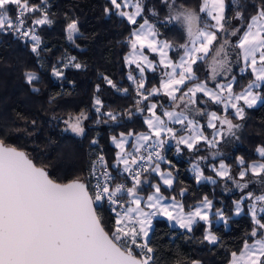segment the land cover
<instances>
[{"label":"snow or ice","instance_id":"snow-or-ice-1","mask_svg":"<svg viewBox=\"0 0 264 264\" xmlns=\"http://www.w3.org/2000/svg\"><path fill=\"white\" fill-rule=\"evenodd\" d=\"M109 2L115 15L136 25L130 29L127 44L131 54L125 60L128 65H135L138 72L139 78L131 72L128 75L135 85L136 95L141 97L137 104L149 100L150 96L163 95L173 102L174 109L180 110L165 109L158 114L157 103L138 109L149 113L144 120L147 131L121 133L119 139L113 136L112 143L119 150L115 163L110 167L104 155L98 154L85 176H77L68 182L53 178L46 167L40 166L25 151L7 146L0 139V264H153L154 248L149 237L156 217H164L170 224L189 233L203 222L206 226L204 240L210 244L218 243L217 235L211 230L212 200L205 196L198 205L185 211V205L177 195L162 193V187L173 188L174 177L171 171L161 170L160 162L171 163L161 153L169 141L175 143L177 153L181 146L199 152L197 145L201 142L216 148L226 137L236 136L235 130L240 127L229 117V109L236 118L243 120L246 108L264 103V91H258L264 88V0L254 4V12L247 17L243 10H237L234 17L226 16L229 7L226 0H201L197 9L185 7L177 0H161L167 8L164 22L179 25L186 33V41L179 44L161 38L156 24L144 16V0ZM237 7L240 6L237 4ZM47 9L48 0H40V3L0 0V34L12 33L19 39L31 40V51L39 55L41 37L36 34V27L53 23ZM149 11L152 16H159L155 9ZM105 13L113 14L107 7ZM138 18L142 19L141 23ZM232 19L239 24L232 26ZM29 21L31 24L25 27ZM66 31L67 39L74 43L80 33L78 22H69ZM145 49L159 59H150ZM172 52L176 53L175 57L170 55ZM233 54L235 62L242 65L240 74L252 77L246 85H239V91H234L237 87L235 76L226 84L216 83L215 88H210L207 79L201 80L196 75L193 66L204 64L210 71L208 79L215 82L222 74L227 78ZM70 59L74 61L75 57ZM72 66L82 67L80 63ZM149 71L160 72L159 87L144 90L145 74ZM52 74L62 77L63 69L53 67ZM24 75L29 85L39 80L34 72L28 71ZM104 79L111 87H117L108 77ZM33 91L39 89L33 88ZM122 91L127 93L128 89ZM197 94L208 98L204 103L221 105L223 114L193 107L197 103ZM95 106L99 113L103 106L99 98L95 99ZM105 115L112 121L117 120V115L110 111ZM195 116L207 119V127L214 129L211 138L204 134V126ZM87 119L83 111L70 113L63 120L64 130L83 136V121ZM130 139L134 140L132 151H128ZM97 143L92 140V144ZM256 151L264 158V146ZM216 155L220 153H213V158ZM198 159L206 158L200 156ZM238 164L240 180H245L251 173L259 178L255 182L261 184L264 193V162L246 164L240 157ZM212 169L217 177L232 181L241 191L248 187V182L236 180L231 168L223 161L218 168L213 165ZM192 170L197 183H216L211 176L204 175L198 162L192 165ZM146 172L158 175L160 183L151 184L152 191L145 198L141 191L148 183L143 178ZM124 173L128 174L124 180H130L131 186L118 182L117 177H123ZM185 191L181 189L178 196L183 197ZM245 199L251 201L248 208L255 226L249 235L255 239L252 243L245 239L241 249L231 253L229 264H264V216L259 215L264 213V206L258 207V204L264 205V194L249 192L235 203V215L243 211ZM105 205L114 214L111 227L107 229L102 216ZM215 217L228 223L223 209L217 208ZM134 248L139 252H134Z\"/></svg>","mask_w":264,"mask_h":264},{"label":"trees","instance_id":"trees-1","mask_svg":"<svg viewBox=\"0 0 264 264\" xmlns=\"http://www.w3.org/2000/svg\"><path fill=\"white\" fill-rule=\"evenodd\" d=\"M30 2L40 3V0ZM144 2V16L156 24L162 39L176 44L186 41V33L179 25L164 22L167 8L161 0ZM177 3L197 9L201 0H177ZM259 3L260 0H236V3L227 0L229 7L226 16L234 17L237 10H243L247 17L254 12V4ZM106 7L113 14H106ZM149 9H155L159 16H152ZM47 10L53 23L51 26L36 27L37 35L41 37L39 55L31 51V40L19 39L12 33L0 34V139L9 146L25 151L40 166L46 167L53 178L68 182L77 176H85L98 154L104 155L110 167L115 163L119 150L112 143L113 136L119 139L121 133L147 131L144 120L149 113L138 109L157 103V110L163 113L162 107L172 106L173 102L159 95L150 96L149 100L137 104L141 97L136 95L135 85L128 75L131 72L139 78L138 72L135 65H127L125 60L131 51L127 44L130 29L136 25H130L115 15L109 0H48ZM73 20L78 22L80 30L74 43L67 39L66 31L67 24ZM141 22L142 19L138 18V23ZM30 24L31 21L28 22ZM231 24L237 26L239 21L232 19ZM170 55L175 57L176 53ZM71 57H75V60L72 61ZM152 57L158 60L157 56ZM74 63H80L82 67L76 69L72 66ZM65 64L69 66L64 68ZM53 67L62 68L63 76H54ZM194 69L201 80L207 79L209 82L210 71L206 65L197 64ZM28 71L39 76V80L32 85L27 83L24 75ZM145 75L144 90L159 87V71H149ZM232 76L237 80L234 91H239V85H246L248 79L252 78L248 74L241 75L239 67L233 70L227 80ZM104 77L112 80L117 87H111ZM33 88L39 91H33ZM125 88L128 89L127 93L122 91ZM258 91H264V88ZM96 98L103 105L99 113L95 110ZM207 100V97L198 94L195 107L223 114L221 105L204 103ZM82 111L88 116L84 135L77 136L65 131L63 120L67 115ZM109 111L117 115L116 121L105 115ZM228 115L240 125L235 130L236 136L226 137L216 148H209L202 142L197 145L199 152L183 148L177 153L174 143L172 146L165 145L161 154L171 163L160 162L161 167L171 171L174 176L173 188L162 187V193L165 196L177 195V199L184 203L185 211L198 205L205 196L213 201L211 230L217 235L218 243L210 244L204 240L206 226L203 222L194 226L189 233L172 227L166 218L156 217L149 237L150 245L154 248L153 264H229L231 253L238 252L245 239L254 241L255 238L249 235L255 225L247 201L241 214L235 215V203L242 194L236 190L235 183L217 177L212 166L224 160L232 170L238 171L240 157L245 159L246 164L264 159L256 151L264 146V103L246 108L243 120L236 118L231 109ZM94 139L97 144H92ZM213 153L220 155L213 158ZM200 156L206 159L199 160ZM197 162L205 176L215 178V184L209 181L196 182L192 165ZM143 178L148 183L143 185L141 193L148 195L152 191L150 185L160 183V179L151 172L144 173ZM123 179L117 177L118 182ZM128 185H131L130 180ZM181 189H186L183 197L178 196ZM217 208L223 209L227 224L216 221ZM102 216L106 229L110 228L114 214L108 211L107 205ZM134 252L138 253L139 249L134 248Z\"/></svg>","mask_w":264,"mask_h":264},{"label":"rangeland","instance_id":"rangeland-1","mask_svg":"<svg viewBox=\"0 0 264 264\" xmlns=\"http://www.w3.org/2000/svg\"><path fill=\"white\" fill-rule=\"evenodd\" d=\"M118 2H120V0H118ZM226 3H227V0H226ZM129 11H131L132 9H128ZM235 40V39H234ZM147 49H145L144 50V52H145V54H147V55H149V58L150 59H153V57L152 56H154L155 54H152V53H149V51L147 50ZM131 54V51L126 55V57L127 56H129ZM156 56V55H155ZM158 57V56H157ZM158 59H159V57H158ZM230 60L232 61V64H231V72H229L228 74H227V78H225V76L222 74V75H220V76H217V78H216V81L215 82H213L211 79H209V82H208V86L210 87V88H215V85H216V83H223V84H226V83H228V77H229V75L233 72V70L235 69V68H237V67H241L242 65L241 64H237L235 61H236V57H235V55L233 54V55H231L230 56ZM127 64V63H126ZM128 65V64H127ZM193 67H195V65L193 66ZM194 71H195V69H194ZM198 95V94H197ZM242 103V102H241ZM260 104V103H259ZM259 104H257V105H259ZM256 105V106H257ZM193 107H195V105H193ZM181 108H183V105H181ZM165 109H167V110H176V111H179L180 109H174L173 108V105L171 106V105H169V106H167ZM156 112L158 113V114H161L157 109H156ZM165 120L167 119L166 117H163ZM195 119L196 120H198L199 121V123L201 124V125H203L204 126V134L205 135H207L209 138H211V135H212V133L214 132V129H211V128H208L207 127V119H203V116H195ZM86 121V120H85ZM85 121H83V127L85 128ZM174 127H176V128H180L181 126L180 125H175ZM86 129V128H85ZM71 132V131H70ZM72 133V132H71ZM74 134V133H73ZM76 135V134H75ZM134 143V140H132V139H130L129 140V143ZM171 143H174L173 141H170ZM202 143V142H201ZM175 144V143H174ZM175 147H176V145H175ZM184 148V146H181V149H183ZM128 151H132V147L129 149L128 148ZM221 161H223L225 164H227L226 163V161H224V160H221ZM220 161V162H221ZM256 161H260V162H264V159H259V160H256ZM219 162V163H220ZM252 163V162H251ZM250 163V164H251ZM228 165V164H227ZM229 166V165H228ZM160 167H161V165H160ZM217 168L219 167V164L216 166ZM161 170L162 171H165V172H168L169 170H164L162 167H161ZM231 171H232V174L236 177V179H238L237 181L239 182V183H245V182H248V187L246 188V189H244L243 191H241L239 188H237L236 190L237 191H239L241 194H242V196H241V198L240 199H238L237 201H240L242 198H244V197H246L247 196V194L249 193V192H252L254 195H260V194H264V193H262V186H261V184L260 183H257V182H255V181H257V180H259V178H257V177H253V176H251V173H249L248 174V176H246L245 177V180H243V181H241L240 180V178H239V176H238V172H239V170L238 171H234V170H232L231 169ZM173 175V174H172ZM174 177V176H173ZM214 180H215V178H213ZM249 181H252V182H249ZM150 194V193H149ZM141 195L142 196H144L145 198L147 197V195H145V194H143V193H141ZM236 201V202H237ZM245 201H247V205H249L250 203H251V201H249V200H247V199H245L244 200V202ZM143 206V205H142ZM245 205H244V203H243V205H242V207H244ZM260 206H264V205H259L258 204V207H260ZM249 209V208H248ZM214 212V211H213ZM260 216H262V215H264V213H261V214H259ZM154 220V219H153ZM216 221L217 222H222V221H218L217 220V218H216ZM173 227H178V226H174L173 224H171ZM152 227H153V225H152ZM197 264H201L200 262H197Z\"/></svg>","mask_w":264,"mask_h":264},{"label":"built area","instance_id":"built-area-1","mask_svg":"<svg viewBox=\"0 0 264 264\" xmlns=\"http://www.w3.org/2000/svg\"><path fill=\"white\" fill-rule=\"evenodd\" d=\"M28 26H29L28 24L25 25V27H28ZM36 34H38L37 28H36ZM160 104H161V103H160ZM161 105H162V104H161ZM162 106H163V105H162ZM162 108H163L162 110L164 111L165 108H164V107H162ZM166 145H167V146H172V143L169 141ZM114 175H115V174H114ZM127 175H128L127 173H124V174H123V178H124V177H127ZM120 182L128 183V180H124V179H123V180L120 181ZM129 186H131V185H129Z\"/></svg>","mask_w":264,"mask_h":264},{"label":"crops","instance_id":"crops-1","mask_svg":"<svg viewBox=\"0 0 264 264\" xmlns=\"http://www.w3.org/2000/svg\"><path fill=\"white\" fill-rule=\"evenodd\" d=\"M162 114V113H161ZM133 144V142L132 143H129V146H128V148L130 149L131 148V145ZM123 167V166H122ZM164 218V217H163ZM173 227V226H172ZM175 228H179V227H175ZM183 231H184V229H182ZM252 242H254V241H252ZM252 242H249V243H252Z\"/></svg>","mask_w":264,"mask_h":264},{"label":"water","instance_id":"water-1","mask_svg":"<svg viewBox=\"0 0 264 264\" xmlns=\"http://www.w3.org/2000/svg\"><path fill=\"white\" fill-rule=\"evenodd\" d=\"M7 145V144H6ZM7 146H9V145H7ZM10 147H13V146H10ZM18 149V148H17ZM20 150V149H19ZM23 151V150H22Z\"/></svg>","mask_w":264,"mask_h":264}]
</instances>
